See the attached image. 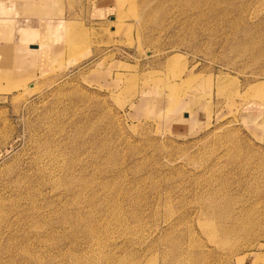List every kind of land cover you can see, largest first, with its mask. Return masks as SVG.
<instances>
[{"label": "rangeland", "instance_id": "obj_1", "mask_svg": "<svg viewBox=\"0 0 264 264\" xmlns=\"http://www.w3.org/2000/svg\"><path fill=\"white\" fill-rule=\"evenodd\" d=\"M121 2L0 0V264H264V0Z\"/></svg>", "mask_w": 264, "mask_h": 264}, {"label": "crops", "instance_id": "obj_2", "mask_svg": "<svg viewBox=\"0 0 264 264\" xmlns=\"http://www.w3.org/2000/svg\"><path fill=\"white\" fill-rule=\"evenodd\" d=\"M107 1H113L112 3L113 4H110V3H106ZM96 2V11L94 12L96 14V16H104V17H108L113 9L115 8L116 9V6L117 5H120L122 2L121 0H95ZM44 19V18H43ZM55 20V22H57L58 20L53 18ZM41 20V19H40ZM39 20L38 22V25L35 26V28H41V21ZM118 20V18H117ZM17 33V32H15ZM14 36H16L14 34ZM18 34L16 36V40H14V37H12L11 39H3V40H0V42L3 44V45H7V44H12V45H15L17 44V41H18ZM66 41V38L65 40H63V43H59V44H56V48L55 46L53 47L52 46V49H53V52L57 53L58 50H60V48L62 47V45H64V42ZM59 48V49H58ZM58 49V50H57ZM57 50V51H56ZM55 54H51L50 57L46 60V61H43L42 58L40 59H37V58H33L31 57L30 55H24L23 58L24 60L22 61H18V64L17 65H14L13 66V69H14V77L16 79H20V80H32L34 79L35 77L38 76V74L42 71H46L50 68L51 64H52V61L54 60V58L57 56ZM13 58L14 56H17L16 54V51H14L13 53ZM167 104V101L164 102V105ZM178 107L174 110H171L170 112L166 113L161 121L163 123V127L168 130V131H171L173 133H176V134H190V133H193L196 129V126H198V122L197 121H191L189 118H190V115H189V110H190V104L189 103H186L185 101H179L178 102ZM163 105V106H164Z\"/></svg>", "mask_w": 264, "mask_h": 264}, {"label": "bare ground", "instance_id": "obj_3", "mask_svg": "<svg viewBox=\"0 0 264 264\" xmlns=\"http://www.w3.org/2000/svg\"><path fill=\"white\" fill-rule=\"evenodd\" d=\"M5 24V29L7 28V23H4ZM7 30H8V28H7ZM9 47V46H8ZM11 49H12V47H10V48H6V51H10L9 52V55L11 56L12 55V53H13V51H11ZM17 54V56H15L16 58H14V61L15 62H17V60L18 61H22V60H24V58H23V56L25 55L24 53H16ZM8 59H10V58H8ZM224 235H226V234H228L229 233V231L228 230H222L221 231ZM213 233V232H212ZM215 233H217V232H215ZM223 236V235H222Z\"/></svg>", "mask_w": 264, "mask_h": 264}]
</instances>
